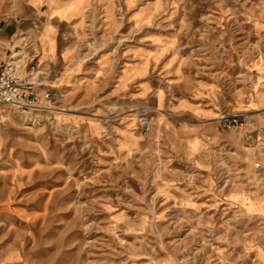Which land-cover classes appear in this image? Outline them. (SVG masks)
Wrapping results in <instances>:
<instances>
[{"label": "rangeland", "instance_id": "374dc122", "mask_svg": "<svg viewBox=\"0 0 264 264\" xmlns=\"http://www.w3.org/2000/svg\"><path fill=\"white\" fill-rule=\"evenodd\" d=\"M77 2V30L53 37L74 58L52 46L44 59L55 5ZM251 15L264 0H0L1 58L57 100L35 121L0 106V264H264L256 149L218 121L254 119L231 101L254 103L261 80L264 96V19ZM185 100L218 115L201 120ZM254 114L264 124V108ZM208 124L222 138L189 147Z\"/></svg>", "mask_w": 264, "mask_h": 264}, {"label": "built area", "instance_id": "2783aa9c", "mask_svg": "<svg viewBox=\"0 0 264 264\" xmlns=\"http://www.w3.org/2000/svg\"><path fill=\"white\" fill-rule=\"evenodd\" d=\"M0 40V53H1ZM0 54V106L15 111L23 118L35 121L44 116L51 118L56 103V94L50 89L40 87V83L32 81L18 71L13 60H5ZM220 124L227 129H238L244 135L255 152L252 168L257 176L264 174V124L248 119L243 114H223L218 118ZM152 117L144 116L140 120L143 134L150 132Z\"/></svg>", "mask_w": 264, "mask_h": 264}, {"label": "crops", "instance_id": "0c3cea01", "mask_svg": "<svg viewBox=\"0 0 264 264\" xmlns=\"http://www.w3.org/2000/svg\"><path fill=\"white\" fill-rule=\"evenodd\" d=\"M76 6H72V4H70L69 6L70 7H66L68 6L67 3H59L58 5H55V6H58L56 7L57 9V12L58 14L62 17V22L60 23V27L63 26V29H61L59 27V30L58 31H49L47 37L48 39L46 40L45 39V47L47 49V51L53 46L54 48V51H56V48L57 50L61 51V55L64 54L65 55V58L67 60H71L74 58V55H75V51L72 49V50H69V49H64L63 48V43H58L56 41L55 43V40H54V35L58 34L59 32L61 33H64L65 32H70L71 30L74 31L75 29L77 30V28L79 27L80 23H78L80 20V17L82 19V16H83V12L80 13L79 11V6H80V3L77 2L75 3ZM78 13H80L81 15H77ZM58 14H55L54 16H57L58 17ZM252 18V21H249L250 19ZM251 18L246 20L248 21L249 23H257V24H261L263 23V15H259V16H252L251 15ZM259 18V19H258ZM254 25H250L249 28H251L252 30H254L255 26ZM54 42V43H53ZM62 48H63V51H62ZM53 52L52 51H48V53L45 55L44 59L47 58V57H50L51 55L53 56L52 54ZM165 54H163V56H160V54H158V59L160 60V63L166 65V69H170V65H172V71L174 72V75L177 76L178 75V71H177V61H173L172 59H169L167 58V56L164 57ZM171 60V62L169 61ZM255 65H259L260 68H261V74H260V80L264 77V74L262 73V71L264 70V66L262 63L260 62H257ZM254 65V66H255ZM178 66L180 67L181 65L178 64ZM132 74V73H130ZM254 78L255 80L257 79L256 75H254ZM183 80V79H182ZM133 79H131L130 76H126L124 78L121 79V82H120V88L122 93L126 92V88L129 87V84L132 83ZM194 81V79L192 80H184V82H188V90H193L195 87L196 88H200L202 91H203V87L202 85H200L199 83L196 85V83H192ZM256 82H259L258 79ZM262 83L263 81L261 80L259 82V86L256 88L255 87V91L257 92L258 94V97L254 100V103H250V104H247V106H245L243 103L240 102V100H237L235 103H233L231 101V107L230 109L234 112H237V113H243V112H248L256 121H258L257 118V114H254V112H256L257 110L259 109H263L264 108V96L263 94L261 93V86H262ZM144 86L142 87V90L144 91L145 94H147L146 92L148 91V84L146 82H144ZM205 88V87H204ZM207 91L208 89L205 88ZM231 96L234 97V93L231 91L230 92ZM229 94V95H230ZM180 110H184V111H188V112H191L192 114H194L195 116H198L201 120H204V121H209V120H213L216 118V116L218 115L217 112H218V108H206V107H201L200 104H198L197 102H190V101H182L180 106H179ZM253 113V114H252ZM213 123V122H212ZM216 123V122H215ZM195 131L191 133L190 137H189V143H188V146L192 147V149H197V150H200V148H202L203 146V134L205 133H210L213 135V138L215 140H220L222 137H221V134L217 131L216 127L214 125H204L202 126L201 128H194ZM176 132V131H175ZM174 132V133H175ZM181 133H184V132H181L179 131L178 133L176 134H173V135H176V136H173V138L175 139V142L178 141V147L179 146H183L184 143H182V140H186L187 138L184 137L186 135H181ZM124 132H120V136H124L125 139L127 138H131L132 137L130 135H123ZM181 140V141H180ZM238 198V197H236ZM253 205H264V202L261 201V199L257 202H254Z\"/></svg>", "mask_w": 264, "mask_h": 264}]
</instances>
